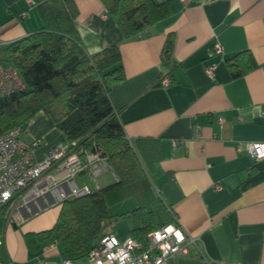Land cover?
Segmentation results:
<instances>
[{
  "label": "crops",
  "instance_id": "obj_1",
  "mask_svg": "<svg viewBox=\"0 0 264 264\" xmlns=\"http://www.w3.org/2000/svg\"><path fill=\"white\" fill-rule=\"evenodd\" d=\"M43 1L0 0V46L41 29ZM170 1V16L129 39L101 0H75L74 26L88 55L119 47L124 78L111 87L109 100L125 137L154 156L153 189L199 247L163 264H264V161L246 150L249 142H264V0ZM169 34L172 56L161 60ZM215 43L220 53L213 52ZM237 55L254 66L233 77L227 61ZM206 66L213 67L211 75ZM165 75L170 83L161 86ZM25 134L41 140L36 160L64 140L42 112ZM45 200L25 215L22 232L54 224L61 204Z\"/></svg>",
  "mask_w": 264,
  "mask_h": 264
},
{
  "label": "trees",
  "instance_id": "obj_2",
  "mask_svg": "<svg viewBox=\"0 0 264 264\" xmlns=\"http://www.w3.org/2000/svg\"><path fill=\"white\" fill-rule=\"evenodd\" d=\"M124 39L146 31L170 16V0H101ZM39 31L0 46V62L10 64L24 83L20 91L0 98V134L26 128L37 112L51 118L66 141L76 149H98L110 163L116 180L61 204L54 224L46 230L24 234L27 248L38 250L43 242L60 246V259L82 261L105 233L114 217L128 218L130 236L145 244L148 233L174 221V212L154 191L151 174L154 156L128 140L109 100L111 87L124 78L117 45L88 55L77 35L75 0H45L38 4ZM173 36L163 44L160 58L172 56ZM239 55L227 61L233 77L253 68ZM135 206L118 215L109 207L126 199ZM6 208L0 211V214Z\"/></svg>",
  "mask_w": 264,
  "mask_h": 264
},
{
  "label": "built area",
  "instance_id": "obj_3",
  "mask_svg": "<svg viewBox=\"0 0 264 264\" xmlns=\"http://www.w3.org/2000/svg\"><path fill=\"white\" fill-rule=\"evenodd\" d=\"M213 52L220 53L222 46L213 45ZM213 67L205 72L212 74ZM170 77L159 79L167 86ZM24 88L17 71L0 62V98ZM41 144L39 138H28L25 128L14 127L0 134V211L9 209L8 224L19 226L30 211L38 212L47 198L62 204L72 197H80L99 185L98 177L113 169L98 149L82 151L76 149L75 141H66L50 148L44 158L36 160L33 150ZM246 150L254 161H264V142H249ZM115 175V174H114ZM83 179L80 183L76 178ZM87 182H92V189ZM174 221L148 233L145 244L131 236L119 240L114 233L103 234L89 251L85 264H163L173 255H188L190 249L199 252L194 238L188 236ZM0 235V248L2 247ZM56 242H48L47 249H56ZM80 262V261H78ZM33 264H78L75 261L40 260Z\"/></svg>",
  "mask_w": 264,
  "mask_h": 264
},
{
  "label": "rangeland",
  "instance_id": "obj_4",
  "mask_svg": "<svg viewBox=\"0 0 264 264\" xmlns=\"http://www.w3.org/2000/svg\"><path fill=\"white\" fill-rule=\"evenodd\" d=\"M37 154V153H35ZM80 183L83 179L76 178ZM114 176L109 172H104L97 179L100 187H105L114 182ZM93 185L90 184L92 189ZM135 206L133 199H127L117 205L109 207V213L112 215H118ZM9 209L4 210L0 214V235L4 238L5 247L0 250V264H31L41 258H45L44 253L47 249V242H43L38 250H31L27 248L24 241L23 226H16L8 224ZM131 222L128 218L114 217L106 225L105 229L113 232L118 239L123 240L130 236ZM54 254L50 256L49 261H59L60 260V246L57 245L56 249H53ZM43 255V256H42ZM78 264H85V261L77 262Z\"/></svg>",
  "mask_w": 264,
  "mask_h": 264
}]
</instances>
